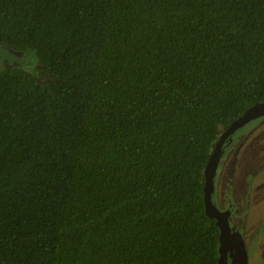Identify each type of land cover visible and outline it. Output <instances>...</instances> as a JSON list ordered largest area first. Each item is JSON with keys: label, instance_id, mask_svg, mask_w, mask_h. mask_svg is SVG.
<instances>
[{"label": "trees", "instance_id": "16d2710c", "mask_svg": "<svg viewBox=\"0 0 264 264\" xmlns=\"http://www.w3.org/2000/svg\"><path fill=\"white\" fill-rule=\"evenodd\" d=\"M0 264H217L220 135L264 103V0H0Z\"/></svg>", "mask_w": 264, "mask_h": 264}, {"label": "rangeland", "instance_id": "374dc122", "mask_svg": "<svg viewBox=\"0 0 264 264\" xmlns=\"http://www.w3.org/2000/svg\"><path fill=\"white\" fill-rule=\"evenodd\" d=\"M36 67L37 58L32 51H16L0 45V72L18 69L35 74L41 81ZM261 119L248 132L242 128L240 134L235 132V141L219 163L221 171L212 174L211 202L218 211L229 209L230 226L242 235L250 255L248 264H264V121L259 123Z\"/></svg>", "mask_w": 264, "mask_h": 264}, {"label": "water", "instance_id": "95a60500", "mask_svg": "<svg viewBox=\"0 0 264 264\" xmlns=\"http://www.w3.org/2000/svg\"><path fill=\"white\" fill-rule=\"evenodd\" d=\"M264 114V103L249 108L238 119L234 120L221 134L218 141L215 143L214 148L209 156L208 162L204 169V183H203V204L206 215L213 219L218 234V248H217V264H227L228 252V225L226 222V213L217 211L211 202L212 190V174L214 171L217 157L219 155L220 146L226 137H229L236 129L250 123L254 119Z\"/></svg>", "mask_w": 264, "mask_h": 264}, {"label": "flooded vegetation", "instance_id": "af4514ba", "mask_svg": "<svg viewBox=\"0 0 264 264\" xmlns=\"http://www.w3.org/2000/svg\"><path fill=\"white\" fill-rule=\"evenodd\" d=\"M260 118H262V119L259 121V123L264 121V114L262 117L256 118L253 121H251L250 123L236 129L229 137H226L223 140V142L220 146V151H219V155L217 157V162L215 164L214 171H216V172L221 171L219 163H220L222 157L224 156V154L228 151L231 142L235 141V138H233V135L236 134L235 132H237V134H240L241 128L244 130L243 132H248V130L253 129L257 125L256 123L258 122V119H260ZM223 131L220 133L219 137L221 136ZM219 137H218V139H219ZM218 139H217V141H218ZM214 171H213V173H214ZM211 193H212V190H211ZM219 212L226 213V222L228 225L227 264H248V259L250 258V255L248 253L247 247L244 245L245 243H244L242 235L240 233H238V231L236 229H234L233 226H230L229 209H223V210H220ZM218 234H219V230H218ZM234 254L236 256H234Z\"/></svg>", "mask_w": 264, "mask_h": 264}]
</instances>
